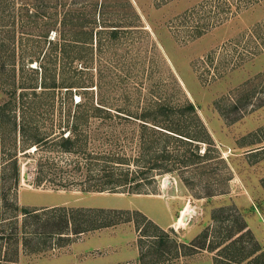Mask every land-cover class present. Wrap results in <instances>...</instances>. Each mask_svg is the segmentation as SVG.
I'll return each instance as SVG.
<instances>
[{
	"label": "rangeland",
	"instance_id": "1",
	"mask_svg": "<svg viewBox=\"0 0 264 264\" xmlns=\"http://www.w3.org/2000/svg\"><path fill=\"white\" fill-rule=\"evenodd\" d=\"M59 38L62 62L51 43ZM1 62L0 195L11 174L6 154L17 153L21 173L9 197L39 216L27 226L9 206L19 217L7 237L0 221V264H220L219 256L243 255L240 240L221 250L239 234L247 258L254 250L264 262V0H0ZM55 79L69 87L43 86ZM77 116L95 129L86 152L22 151L24 120L34 139ZM143 119L201 140L203 122L212 139H162L173 154L159 153L164 172L149 169L146 148L139 168L130 138ZM110 151L132 157L113 166L128 180L103 184ZM76 210L78 226L111 225L51 233Z\"/></svg>",
	"mask_w": 264,
	"mask_h": 264
},
{
	"label": "trees",
	"instance_id": "2",
	"mask_svg": "<svg viewBox=\"0 0 264 264\" xmlns=\"http://www.w3.org/2000/svg\"><path fill=\"white\" fill-rule=\"evenodd\" d=\"M256 1V0H255ZM86 34H88L90 37L93 35L92 29L90 30H86ZM51 43L53 44V49L55 50V59L58 62H62L65 59V41H61L60 38L55 40V41H51ZM5 68V64L1 62V65ZM2 67V68H3ZM64 83H58L57 80L55 79L53 85L47 86L46 84L43 85L44 87H53L54 89L59 88V87H69V85H62ZM24 88H35L38 87L37 85L33 86V85H29V86H21ZM69 90V89H67ZM66 90V91H67ZM25 93L23 92V95ZM28 104H30L28 101H26ZM77 107L81 108V110L83 109V111L81 113L84 114V111L86 112V108H87V104L86 103H80L76 105ZM96 112H102V111H109L108 109H104L101 108L100 106H94ZM189 107L190 110H193V112H195V106L192 103H189ZM24 108V107H23ZM121 111V110H118ZM0 112L2 113V115L5 116V104L2 106L0 104ZM25 114V113H23ZM23 119L25 118L26 115H22ZM16 118V111H14V114L12 115L11 121H12V125L13 129L16 130L15 121ZM128 118V117H126ZM2 121H5L4 119H2ZM9 122V121H6ZM117 123V121H112ZM110 123V122H109ZM151 124L149 125L145 119H143V121L139 124L138 128L135 129V131L138 132V135L136 136V139L134 140L132 137L130 138L131 141H135V145L136 148L138 149V156L134 157V161L137 162V166L140 168L142 165L141 163L143 161H146L145 158L147 155H150V158L147 159V162H152L150 163V167L149 169H153V168H159V170L163 171L162 168H160V165L158 163L159 161V153H163L162 158L166 159L168 156V154L165 156V153H169L171 156L172 151H170V149L165 148L167 147V143L165 145H161V140L162 139H169L170 140H180L183 141L184 138L182 136L191 138L193 140H197V141H203L206 142V140H211L212 137L209 134V132L206 130V127L204 125L203 122L200 123V126H202L204 129V136L201 137V139L199 138H195L197 136L192 135V134H185L184 131L172 124H165V123H161L159 120L155 119L153 120V122H150ZM108 124L107 120L103 121L100 123V125H106ZM91 123L89 121L88 118L83 119L80 116L75 117V119L70 120L67 119V123H66V127L63 128L62 131H57L53 134H50L46 137H35L34 139L32 138H28L26 137V121L24 120L22 122V124L20 125V129L23 132V138H22V145H23V150L22 151H26L27 149L32 148L33 146L36 147V149L34 151H38L39 149L42 148L43 144L45 146H47V148L50 147H54V148H59L61 150V152L63 153H70V154H80V153H84L86 152V149H84L85 144L89 143V142H93L95 139L94 137H92L90 134L91 132H94V128H92V126H90ZM67 131V132H66ZM67 133V134H66ZM53 135V136H52ZM29 140V143H28ZM14 144H17V140L16 138H14ZM192 142V141H190ZM112 143V142H110ZM198 144V143H197ZM146 148V156L144 157V151ZM163 148V149H162ZM27 152H25L26 154ZM6 157H8L7 162L11 165V166H7L5 167L7 171H11L10 176L6 177L7 178V186L6 189L3 190V193H1L0 195V202H3L4 204V208L3 211L0 213V221L2 224V228L4 229V232L2 234V236H8L10 234H14L15 231H13L12 227L17 223V218L19 217V215H17V213L10 215L11 213H8V211L10 210L9 206L15 204L16 205V210L19 209L21 211V214H23L25 217V225L30 226V222H29V218L32 215L37 214L36 216H39V212H36L37 209L35 210H28L26 208L23 207H18L17 208V203L15 198L13 197L12 199L9 197V191L8 189L11 187H14L15 189L17 188V184L19 183V178H20V173H21V167H20V162H19V156H17V153H7ZM131 156L129 157V155L127 153H119V152H115V151H110L109 154L105 155V161L104 164L102 165L103 167L100 169L102 171V174L99 176L100 179H103L104 183L103 184H107V183H118V182H122L125 178L123 176L124 179H121L123 175L122 173H116L114 171V167L113 166H118V165H114L116 163L121 164V163H126L129 166V163L131 162ZM113 161V162H112ZM111 162L110 164L112 165H108L107 163ZM131 164V163H130ZM11 167V168H10ZM166 171H170V169H166ZM164 172V171H163ZM129 174V173H128ZM136 174V177L138 176V172L134 173ZM135 177V178H136ZM10 178V179H8ZM133 178V177H132ZM11 180V181H9ZM130 180V179H129ZM61 183H59L58 185H60ZM140 182H136L135 183V188L137 189L136 191L139 192L140 190L139 187H141ZM12 185V186H11ZM11 186V187H10ZM131 186V185H130ZM5 188V187H3ZM2 188V189H3ZM133 188L134 187H130ZM14 189V190H15ZM104 189H99L98 191H102ZM132 190V189H131ZM129 190V191H131ZM1 192V189H0ZM12 203V204H11ZM14 206V205H13ZM64 208V207H63ZM78 211H72V213H70L69 211H67V213L64 215V219H66L65 224H58V226L51 232L55 235H58L59 237H63L62 235H67L70 233H74V234H78L81 232H86L89 230H93V229H98L102 226H110L111 223H104L103 225H91V227L86 226V225H82L78 226L77 222H76V216L78 215L77 213ZM101 212V211H100ZM44 211L42 214L40 215H44ZM47 215H45L44 217H46ZM61 220V217L58 216V220L57 223ZM55 223V225L57 224ZM49 224V223H48ZM82 224V223H81ZM11 233H10V231ZM69 231V232H68ZM241 231V229H240ZM16 234V232H15ZM68 237V236H66ZM239 238V239H238ZM238 240H240L241 243V248H239V252H242V256L238 258V260H234V259H230V258H223V256H219L220 258H222L221 260H218L220 262V264H222L224 262V259L227 262L230 263H234V262H241V261H245L248 260V264H264V262H260L257 257H251V255L254 254V250H252L253 253H248L250 257L247 258V253L245 254V246L242 245V243L244 244V234H239L236 238L233 239V241H231L230 243H227L224 245V247H222V251H226L231 247L236 246ZM198 247H202L205 248V244L203 245H197Z\"/></svg>",
	"mask_w": 264,
	"mask_h": 264
}]
</instances>
